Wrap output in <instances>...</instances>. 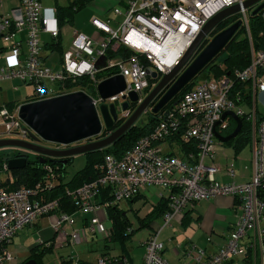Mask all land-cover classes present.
<instances>
[{
    "label": "built area",
    "instance_id": "1",
    "mask_svg": "<svg viewBox=\"0 0 264 264\" xmlns=\"http://www.w3.org/2000/svg\"><path fill=\"white\" fill-rule=\"evenodd\" d=\"M4 1L0 0V8ZM243 1L119 0L125 10L114 8L113 12L122 15L120 24L112 28L110 18L93 17L91 24L103 35L102 39L95 41L73 31L71 43L62 55V68L52 70L41 62L40 34L47 32L53 39L58 38L56 9L43 7L39 0H19L18 7L0 17V39L10 52L0 68V83L19 78L32 84L30 101H38L70 92L68 83L81 77H88L96 88L100 81L97 75L109 70L111 73L106 77L122 75L125 88L104 100L99 95L91 96L94 105L106 102L120 107L128 100L130 92L138 95L139 103L150 86L149 68L159 76L167 73L178 64L210 18ZM240 13L247 25L246 10ZM23 31L26 32L24 45L16 37ZM121 48L126 49V58H105L109 51L116 53ZM250 55L245 69L197 83L122 156L106 154L99 165L100 176L67 191L78 210L90 215L85 226L68 234L72 244L86 240L88 232L103 239L110 237L106 210L123 200H131L144 189L159 187L168 191V209L163 213L160 229L143 242L145 252L141 264H171L161 255L163 244L158 241L159 231L196 203L217 196L237 199L241 213L226 243L216 253L206 256L202 249L190 247L187 250V255L193 258L192 264H264V225L261 224L264 218V120L257 116V93L264 91V78L259 76L264 66V48L259 51L251 48ZM235 81L247 83L250 98L244 99L239 91L233 90ZM245 104L248 110L243 108ZM226 111L234 112L250 124L252 171L247 182L221 183L215 178L221 170L215 162L220 142L215 131L220 133L219 128L227 124L229 117L220 122ZM130 112L131 108L123 110L122 118ZM0 128V139L13 134L24 140L29 135V128L17 111L11 112L6 107L0 108ZM169 140L173 141L175 150L165 152L163 143ZM55 167L57 164L46 162L41 182L16 190L3 186L0 172V264H15L16 259L7 245L18 231L41 216L51 215L53 229L67 235L65 225L73 222L72 215L59 211L57 199L43 197L54 185ZM2 169L8 170L6 163ZM225 171L229 177H234L232 164L227 165ZM96 264L132 263L127 255L103 254Z\"/></svg>",
    "mask_w": 264,
    "mask_h": 264
},
{
    "label": "water",
    "instance_id": "2",
    "mask_svg": "<svg viewBox=\"0 0 264 264\" xmlns=\"http://www.w3.org/2000/svg\"><path fill=\"white\" fill-rule=\"evenodd\" d=\"M250 8L252 9L249 10ZM242 9L249 10V14L255 16L264 10V0H244L241 5L236 4L227 7L215 14L197 33L178 64L167 73L159 76L156 71L149 68L150 78L157 80V82L139 103L138 95L135 92H130L128 100H124L120 107L115 103L106 102H101L98 106H95L93 98L83 90H75L43 100L22 103L17 114L29 128L28 139H0V148L10 147L14 149L12 152H7L10 154L6 160L8 169L23 168L27 164L30 153L39 156L40 162L48 160L53 164L66 165L68 159L76 154L100 150L111 145L135 124L141 113L152 105L159 92L167 86L160 98L150 108L152 114H157L163 110L183 88L194 80L225 49L228 42L242 26L243 21L238 19L209 38L212 29L227 16L240 13ZM207 38H209L208 41L201 48L203 41ZM124 88L125 81L120 74L103 78L96 85V91L103 100L119 93ZM136 103H138V106L134 111L130 112L121 125L114 128L118 121L124 119L121 112L129 110ZM167 114L168 110H165L164 116H167ZM226 117H231L236 122V126L226 136L215 131V136L221 143H226L234 138L242 126L241 118L234 112H224L220 122L224 121ZM103 132L106 135L98 138ZM89 139L95 140L64 149L46 147L40 144L43 141L68 146ZM21 264L37 263L33 259H27Z\"/></svg>",
    "mask_w": 264,
    "mask_h": 264
},
{
    "label": "crops",
    "instance_id": "3",
    "mask_svg": "<svg viewBox=\"0 0 264 264\" xmlns=\"http://www.w3.org/2000/svg\"><path fill=\"white\" fill-rule=\"evenodd\" d=\"M53 1L55 2L54 4H51V2H52L51 0H39V2L41 3V5L43 7L56 9V18H57V22H58V9L60 7L70 5L74 0H67L66 3L63 5L58 4L57 0H53ZM94 2H95V0H90L83 7H81L77 11H75L70 22H65V23H62L60 25L58 23V27H59L58 38L53 39L51 37L52 40L50 42H42L43 47H42L40 57H41V62L43 65L51 68L52 70H60L62 68V55L71 43V41H70L66 47L63 46L62 41L64 40L65 37H64V33H62V30L65 27L73 24L74 17H75V14L77 12H79L83 8L87 7L88 5L89 6L92 5ZM18 6H19V0H5L2 3V6L0 8V17L9 15L11 13V10L13 8L18 7ZM102 17H105L104 20H106L107 18L111 19L110 24H112L114 26V27L111 26L112 28H116L120 24V22L122 21V18H121V20H118V19H115L114 17H109L107 15L106 16L102 15ZM116 18H118V17H116ZM91 26H92V24H91ZM92 28L93 29H91L90 33H84L82 31L81 32L78 31V32L91 37L95 41L102 39L103 35L98 30H96L93 26H92ZM73 31H77V30H72L71 36H72ZM43 33L49 34L47 32H43ZM16 37L24 45V40L26 38V32L23 31V32L19 33ZM0 42H1L0 43V60H2L1 67H3L5 64L4 58L10 52H9L8 45L5 44V42H3L2 39H0ZM54 52H56L58 54V59H52V54ZM120 57H122V56H114L111 58H113L114 60H118V59H120ZM259 76L264 78V66L259 71ZM13 79H18L25 87H26V85L32 87V92L29 95H26L25 97H23L22 99L14 100V101H5V102H2L0 104V108L6 107L11 112H16V111L18 112V106H20L22 103L30 102L32 94H33V85L29 84V83H27V82H25L19 78H11V79L3 81L1 83L7 82V81H12ZM1 83H0V89L2 88ZM46 84L48 86H51V83H49V82H46ZM53 87L56 88V85H54ZM14 89L16 90V89H18V87H14ZM68 90H70V89H68ZM75 90L76 89H73L71 91H75ZM77 90H80V89H77ZM87 94H89V93H87ZM89 95L92 97H96L98 95L96 88H95L94 93H91ZM8 104L12 105L11 108H9L7 106ZM242 106L244 107L247 105L245 104ZM257 111L259 114L264 115V91H260L257 93ZM0 130H1V128H0ZM3 138H5V137H3ZM93 140H95V139H89L86 141L76 142V143H73V144L68 145V146L57 144V145H54L52 148L64 149V148H69L72 146L84 144L86 142H91ZM225 144L226 143L219 142L217 144V147H216L215 162L221 168V170L215 175L216 180L221 182V183H229L232 181H235L237 183H242V182L249 181L250 176H251V171H252L250 160L248 162H244L241 160H239L237 162L233 161V159H230L229 156L227 155V153L225 152V149H226L224 147ZM226 145H228V147H231L233 149V156H234V158H236V156L238 155V153L241 150L239 152H236L231 144L227 143ZM163 148H164L165 152H169L172 150L174 151L175 149L173 148V141L169 140L168 142L166 141L165 143H163ZM13 150L14 149H11V151H13ZM0 151H2V150H0ZM84 155H86V153H84ZM69 159H71V158H69ZM69 159H68L67 163L70 162ZM86 159H87V157H86ZM229 164H232L233 168L235 169V175L233 178L229 177L225 171L227 165H229ZM57 166H58V164H57ZM65 176H66V173H65ZM1 177H2V181L6 180V179L13 180L14 175L12 173V170L8 169L6 171H4V170L1 171ZM152 190H153V187H150L149 189H144L138 195H136L134 198H132L131 200H123L119 204H117V206L119 208H121L122 203L128 204L127 209H125L127 212V215H128L129 210L136 213L135 216L138 219V228L148 227V228H152V230H154V231H157L156 230L157 226L154 224L157 222H160V221L162 224L163 214H162V216H158V217L156 216V217H153L151 219L148 218L149 222L147 224H145L144 221L142 222V219L143 218L145 219V216L151 211L153 205L159 200L160 197L167 196L168 194L167 195L160 194L157 196V198L155 200H152V198H151V194L153 193ZM139 200L142 201V205H145L147 203L149 204L148 210L143 217H140L138 215L139 209L135 210L133 208V204ZM122 209H124V208H122ZM79 211L80 210H77L76 212H79ZM76 212L71 214L72 218H73V222L70 225H65V231H66L67 235H63L61 232L55 231L53 229V227H52L53 219H52L51 215L41 216L33 224L27 225L24 228H22L20 231H18L16 233V235L13 237L12 241L7 245L8 251L16 259L15 264H21L22 262H24L26 260V258L29 256L31 249L35 246H40L42 248H45L46 249L45 255L48 252L52 251L54 244H55V240L59 234H60V238H61V240L58 242L59 245H62V246H66V245L74 246V245H76V244H72L68 240L69 239L68 234L71 233V231L75 228H81V227L85 226L86 220L89 216V213H84V215L80 217V220L76 222V219H75ZM240 213H241V208H240L239 201L237 199H235L232 196H217V197L209 198L207 200H202V201L196 203L192 208L187 209L182 214L175 216L173 219H176L179 222V224L183 225L184 227H187V226L195 227L194 225L196 224L197 228H199L203 231V232L197 234L196 239H201L204 236H208V237H206V241L209 242L210 246L207 245L205 243V241H204L203 245H200L196 241H194V239H192L190 237H186V240L184 241V243H178L176 245L177 247H174V250H173L174 254H179V252L182 250L186 251L190 247L189 246L190 244H192L193 246L195 245V246L201 248L202 250H204L206 256H209L211 254L216 253L217 250L222 245H224L226 243L231 231L233 230V228L235 226V223H236ZM106 217H107L108 225L111 227V234H112V223H111L110 216L108 214V209L106 210ZM42 220H44L45 226L40 228V224H41L40 222ZM261 222H262L261 224L264 225V218ZM131 224H132V222H131ZM171 225L172 224L170 222L169 226H171ZM166 227H168V226H166ZM164 228H162V230L159 231V234L164 230ZM130 229L132 231L133 226L131 227V225H130ZM28 230L30 231L29 232L30 236L34 239L29 242V239H26V237H25L23 242H21V246L23 247L22 250L19 249L21 246L14 247L15 242L19 237V234L21 232L24 233V231H28ZM159 234H158V237H159ZM195 234H196V232H195ZM24 235H26V232L24 233ZM88 235H94V234L88 232L87 236ZM215 237H217V239H215ZM158 241L163 244V250H162L161 255L164 259H166L171 264H183L180 259H178L177 262L174 261V259H172L173 255L167 251V247L165 246L164 241H160V240H158ZM168 241H171V239H168ZM80 243H83V241L79 242V244ZM112 243H114V242L112 241ZM24 244H25V247L27 250H24ZM105 248L107 249L108 245H107V247L105 246ZM123 248H125L124 244L121 245V250H119L118 252H115L114 254H109L108 250H106V251L104 250L100 253V255L94 261H90L89 259L81 258L80 256L75 257L72 254L67 253L66 255L60 256L58 264H96L97 259L101 255L105 254V252L110 256H120L123 253H126L130 257L132 264H141L143 256L141 259H139V261H134L132 256L128 253L127 249H125L126 250L125 251ZM24 251H26V252H24ZM45 255L43 256L44 262H45ZM45 264H47V263L45 262ZM185 264H192V263H185Z\"/></svg>",
    "mask_w": 264,
    "mask_h": 264
},
{
    "label": "trees",
    "instance_id": "4",
    "mask_svg": "<svg viewBox=\"0 0 264 264\" xmlns=\"http://www.w3.org/2000/svg\"><path fill=\"white\" fill-rule=\"evenodd\" d=\"M90 0H74L70 5L60 7L58 9V23L59 25L65 22H70L75 11L83 7ZM253 8V7H252ZM250 8L249 10H251ZM247 13V25L242 24L236 35L228 42L225 49L211 62L209 63L195 78L192 80L185 88H183L165 107L163 110L159 111L157 114H152L148 116L147 120L139 124H134L125 134L116 140L111 145L100 149L94 150L86 153V163L85 165L76 171L70 178L66 179L65 176V165L58 164L55 167V179L53 187L44 192L43 197L48 200L57 199L59 204V211H63L69 214L75 213L78 207L67 195V191L73 190L82 184L89 182L101 174L99 165L102 163L104 156L106 154H114L117 157L122 156L135 142L136 140L149 133L158 120V118L163 117L165 110L171 109L174 104L180 100V98L189 90H191L201 79H219L224 75H233L237 70L245 69L250 63V50L253 48L255 51L262 50L264 48V10L259 12L255 16ZM241 13H235L227 16L222 21H220L211 31V36L233 23L234 21L241 19ZM209 38L205 39L201 45V48L206 44ZM128 55L126 49L121 48L118 52L112 53L108 52L107 58L114 56H122L126 58ZM105 58L102 61H105ZM111 71H102L97 75V79L101 80L108 76ZM150 86L146 90L148 93L152 87L156 84L157 80L149 78ZM246 82H234V91H239L244 99L250 98V90L246 88ZM70 90L80 89L89 94L94 93V83L88 77L77 78L75 81L68 83ZM167 86L159 92L158 96L163 94ZM11 108V104L7 105ZM132 108V106H131ZM133 108L131 109V111ZM257 116L259 120H264V115L259 114L257 111ZM240 118V117H239ZM125 120L122 119L118 121L114 128H117ZM242 126L237 135L226 142V144H231L236 152H239L250 142V124L241 117ZM236 126V122L229 117L227 119V124L222 127L220 134L226 136L230 134ZM105 133L103 132L101 136ZM15 154V153H14ZM7 152L0 151V172L3 170V165L6 163ZM47 159V158H46ZM70 161V160H69ZM46 162L53 165V163L46 160ZM46 162H40V157L35 155L32 158H28L27 164L21 169L12 170L14 175L13 180H3V186H6L8 190H16L20 187H32L33 185L41 182L45 175L44 164ZM9 183V184H8ZM9 185V186H8ZM8 186V187H7ZM106 196V193L102 195ZM168 196H162L153 205L151 211L142 219L145 224L149 222L148 218L162 216V214L168 209ZM108 214L112 223V234L110 237L105 238V246L107 247L108 242L119 241L124 244V241L131 235V221L127 215L125 209L119 208L117 205L108 208ZM141 221V220H140ZM45 248L40 246H35L31 249L27 259H33L37 264H45L43 256L45 255ZM105 254H107L105 252ZM123 255H127L123 253ZM129 257V256H128ZM130 259V257H129ZM25 260V261H26ZM131 260V259H130Z\"/></svg>",
    "mask_w": 264,
    "mask_h": 264
},
{
    "label": "rangeland",
    "instance_id": "5",
    "mask_svg": "<svg viewBox=\"0 0 264 264\" xmlns=\"http://www.w3.org/2000/svg\"><path fill=\"white\" fill-rule=\"evenodd\" d=\"M51 1H52L51 4L55 3L53 0H51ZM66 1L67 0H57V3L60 5H63L66 3ZM114 8H117L121 11L125 10V7L123 6V4H121L119 2V0H95V2L92 5H90V6L88 5L87 7L83 8L82 10L77 12L75 14L73 24L65 27L62 30V33H64V37H65L64 40L62 41L63 46L66 47L69 44V42L72 40V37H73V36H71L72 30H77L80 32L82 31L84 33H90L91 29H93L91 24H90L93 17L98 18L100 20H104L105 17H102V15H104V16L107 15L109 17H114L115 19L121 20V18H123L122 15L116 16L113 12ZM116 17H118V18H116ZM110 25L112 27H114L112 24H110ZM209 36H211V33L209 34ZM40 38H41L42 42H50L52 40L51 36L49 34H45L43 32L40 34ZM52 59H58V54L56 52H54L52 54ZM1 65H2V60H0V67H1ZM202 80L203 79H201V81ZM1 85H2V88L0 89V104L2 102H5V101H14V100L22 99L23 97H25L26 95H29L32 92L31 86L26 85V87H25L18 79H13L12 81H7L4 83H1ZM14 87H18V89L15 90ZM146 94H147V92H146ZM137 106H138V103H136L132 106V108H133L132 112L134 111V109ZM150 108L151 107L148 106L146 108V110L141 113V115L136 120L135 124H139V123L147 120L148 116L151 113ZM243 108L245 110H248V106H244ZM219 129L221 130V128H219ZM4 137L5 138H11V139H19V137L17 135H13V134L7 135ZM45 144L51 145V146L57 145V144L50 143V142H46ZM224 147L226 148L225 152L227 153V155L229 156L230 159H233V161L237 162V161L241 160L244 162H248L251 158L250 142L246 146L243 147V149L238 153L236 158H234V156H233V149L231 147H228V145H226V144L224 145ZM11 149L12 148H10V147L0 148V150H2L3 152H12ZM29 157L30 158L34 157V154L30 153ZM85 163H86V155H84L83 153L76 154L73 157H71L70 162L65 165L66 178L68 179L76 171L81 169L85 165ZM152 191H153V193L151 194L152 200H155L157 198V196L160 194H162V195L168 194V191L166 189H162L159 187H153ZM121 206H122L121 208L127 209L128 204L122 203ZM148 207H149V204L147 203L145 205H142L141 200H139L133 204V208L135 210L139 209L138 215L140 217H143L146 214ZM84 213L85 212H83V211L76 212V214H75L76 222L80 220V217L83 216ZM135 215H136V213H134L133 211H131V210L128 211V216L132 222L131 227L133 226V230H132L130 237L124 241V247L125 248H123V249L124 250L127 249L128 253L132 256L134 261H139V259L142 258L143 254L145 252V246H144L143 242L148 238V236L151 233L154 232V230H152V228H148V227L138 228V219ZM88 217H90V215ZM52 219H53V217H52ZM40 223H41L40 228L45 226L44 220H42ZM171 224H172L171 226L165 227L164 230L159 234L158 240L165 242V246L167 247V251L173 255L172 259H174V261L177 262L178 259H180L183 264L193 263V258L191 256L187 255V250L190 247H195L194 248L195 250H200L201 248H199L195 245L193 246L192 244H190L189 245L190 247L186 251L182 250L179 252V254H174V252H173L174 247H177L176 245L178 243H184V241L186 240V237H190V238L194 239V241H196L200 245H203L204 241L207 245H209V242L206 241V237H208V236H204L201 239H196L197 234L203 232L201 229L197 228L196 224L194 225L195 227H192V226L184 227L183 225H180L176 219H172ZM154 225L157 226L156 230L158 231L160 226H161V221L155 223ZM75 229H78V228H75ZM25 232H26V235H24ZM29 232H30L29 230L24 231V233L21 232L19 234L18 239L15 242L14 247L21 246V242H23L25 237H26V239H29V242L32 241L34 238H32L30 236ZM195 232H196V234H195ZM168 239H171V241H168ZM215 239H217V237H215ZM60 240H61V238H60V234H59L55 240L53 250L48 252L45 255V262L47 264H58L60 256L66 255L67 253L72 254L75 257L80 256L81 258L89 259L90 261H94L100 255V253L102 251L108 250L109 254H114L115 252H118L119 250H121V245H122V243H120L119 241H115L114 243L108 242V248L106 249L105 248V243H106L105 240L102 237L97 236V235H88L86 240H83V243H80V244L76 243V245H74V246L59 245L58 242ZM25 244H24V250H27L25 247ZM22 248L23 247L21 246L19 249L22 250ZM24 252H26V251H24ZM239 264H241V263H239Z\"/></svg>",
    "mask_w": 264,
    "mask_h": 264
},
{
    "label": "flooded vegetation",
    "instance_id": "6",
    "mask_svg": "<svg viewBox=\"0 0 264 264\" xmlns=\"http://www.w3.org/2000/svg\"><path fill=\"white\" fill-rule=\"evenodd\" d=\"M211 36H209V38H210ZM162 95V94H161ZM161 95H157V97L155 98V100H154V102L152 103V105L150 106V107H152L153 105H154V103L160 98V96ZM106 134H104L103 136H105ZM103 136H100V137H98V138H101V137H103ZM28 139V138H27ZM46 142H43V141H41L40 142V144L41 145H44V146H46V147H53V146H51V145H47V144H45Z\"/></svg>",
    "mask_w": 264,
    "mask_h": 264
}]
</instances>
